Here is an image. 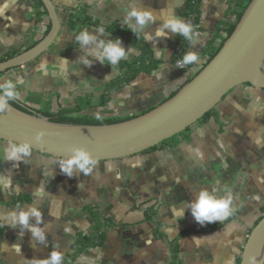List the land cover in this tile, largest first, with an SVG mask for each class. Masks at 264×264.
Masks as SVG:
<instances>
[{"label": "crops", "instance_id": "1", "mask_svg": "<svg viewBox=\"0 0 264 264\" xmlns=\"http://www.w3.org/2000/svg\"><path fill=\"white\" fill-rule=\"evenodd\" d=\"M52 1L57 9L59 31L51 47L28 65L6 71L0 81L23 78L24 85L17 89L22 102L31 97L39 108L52 112L84 103L83 112L95 117H135L170 98L203 66L206 56L202 49L217 28L234 22L229 14L231 0H200L196 30L202 43L194 49L200 62L184 69L176 66L179 59L173 60L179 35L169 34L168 38L148 42L141 33L159 64L153 71L141 72L125 85L112 88L107 101L100 104L108 84L122 73L120 63L114 70L110 64L99 61L86 66L79 60L82 53L75 35L85 30L94 33L111 24L130 30L124 18L129 5L140 0ZM185 2L141 0L143 7L157 14L165 9V15L175 13L182 19ZM81 6L87 8L99 26L67 27L68 12ZM37 11L32 0H0V56L13 49L23 51L46 34L48 16ZM159 26L158 22L148 31L155 37ZM106 33L110 39L117 38L109 31ZM120 39L130 49L127 61L140 54L138 47ZM158 49H165L164 54ZM190 50L193 46L188 44L181 56ZM60 58L70 63L66 71ZM214 109L207 119L177 135L174 142L99 161L90 176L81 173L69 177L58 164L63 158L35 150L27 164L21 162L17 166L3 157L10 142L0 140L1 264H40L52 250H59L63 264H67L65 259L78 236L93 233L89 210L97 212L111 226L105 231L103 244L81 252L76 264H169L170 240L179 235L180 264H239L249 230L262 215L264 206V89L240 84L226 93ZM201 189H216L221 196L230 194L235 214L221 224L196 222L187 204ZM29 206L43 212L41 227L48 235L47 246L35 242L30 231L21 235L19 228L6 226L10 213ZM149 208L155 211L160 223L161 237L156 236L155 225L147 218ZM12 245H19L21 254Z\"/></svg>", "mask_w": 264, "mask_h": 264}, {"label": "water", "instance_id": "2", "mask_svg": "<svg viewBox=\"0 0 264 264\" xmlns=\"http://www.w3.org/2000/svg\"><path fill=\"white\" fill-rule=\"evenodd\" d=\"M50 22L48 32L31 47L0 61V74L26 66L46 52L59 31L52 0H40ZM264 89V0H251L232 33L213 58L170 98L149 111L109 124L58 123L11 105L0 113V140L31 141L32 150L66 158L71 145L85 146L98 161L143 152L197 122L234 87ZM45 133L37 143L35 136ZM239 264H264V215L249 230Z\"/></svg>", "mask_w": 264, "mask_h": 264}, {"label": "clouds", "instance_id": "3", "mask_svg": "<svg viewBox=\"0 0 264 264\" xmlns=\"http://www.w3.org/2000/svg\"><path fill=\"white\" fill-rule=\"evenodd\" d=\"M158 22L160 26L156 29L154 37L148 29ZM124 23L128 25L129 29L138 38L143 33L148 42L153 41L155 38H168L169 34L179 35L187 40L193 46V50L183 54L182 60L176 64L177 67L184 69L186 66L200 62V57L194 49L196 45L202 43L201 34L191 21H186L175 13L165 15V9L157 14L151 8L143 7L140 0L138 4L129 5ZM108 34L103 27H100L94 33L85 30L75 35V42L80 46L79 49L82 53L79 58L80 62L91 67L95 61H99L101 64H110L114 70L121 60L128 59L130 49L125 48L119 37L110 39ZM158 50L161 55L164 54L165 49ZM89 56L93 59H88L87 57ZM46 63L47 61L44 62L45 65ZM60 63L64 66L63 70L65 71L67 70V65L70 64L66 58H60ZM41 67H44V65ZM47 74L45 71V75ZM24 83L23 78L19 77L15 80L5 79L0 81V113L11 111L10 101H19L21 99V93L17 89L18 86H23ZM44 135L45 133L43 132L38 133L35 136L36 142L41 143ZM32 148L33 143L31 141L10 142L4 149L3 157L6 161L15 162L17 166L21 162L27 164L28 158L32 156ZM68 151L71 154L58 161L61 171L67 176L73 177L81 173L84 176H90L94 169L98 167L99 161L85 146L74 144L69 147ZM187 207L190 208L196 222L201 225L216 222L221 224L235 214L231 195L221 196L216 189H201L194 194ZM179 211L182 213L180 217H183V209ZM51 214L50 211L49 215ZM6 220V226L19 228L21 235H23L25 230L30 231L35 242L45 246L48 245L47 232L41 227L44 224L43 212L38 207L29 206L26 209H17V211L10 213ZM32 221H35V223ZM65 231L67 232L69 229H65ZM195 238L193 237V239ZM35 246L34 243L33 247ZM5 247H9V245L5 243ZM11 248L21 254L19 245H12ZM63 259V255L59 250H52L47 258L41 259L40 264H63Z\"/></svg>", "mask_w": 264, "mask_h": 264}, {"label": "trees", "instance_id": "4", "mask_svg": "<svg viewBox=\"0 0 264 264\" xmlns=\"http://www.w3.org/2000/svg\"><path fill=\"white\" fill-rule=\"evenodd\" d=\"M251 0H231L229 4V14L234 17V22L232 24H221L217 30L216 34L212 37V39L203 47L202 54L206 56V61L203 66L194 74V76L213 58V56L218 52L224 41L228 38V36L232 33L236 23L239 21L240 17L243 14V11L247 7ZM34 6L37 8V13L39 15H47V12L40 0H32ZM199 5L200 0H186L184 9L182 11V16L186 21H191L194 26L199 22ZM66 25L69 29H75L78 26H99V23L96 20H93L91 16L87 13V8L85 6H81L67 14ZM106 31L113 33L116 37L126 39L127 41L134 44L139 48L140 54L134 57L131 60L121 61L120 69L122 71L121 75L112 80L107 88L106 93L102 94L100 97V104H103L108 99V94L110 90L114 87L122 86L131 81L136 77L137 74L141 72L149 73L156 69L159 64V60L153 57L152 50L150 46L146 43V41L139 35V38L136 34L132 33L130 30L125 28L124 26H119L117 24H111L107 26H101ZM196 27V26H195ZM50 28V24H48V28L46 33ZM189 42L185 40L183 37H178L175 42V52L173 53V60L180 59L182 60V53L185 48L188 46ZM32 46V45H31ZM29 46V47H31ZM28 47V48H29ZM20 49H13L5 54L0 56V61H3L7 58L13 57L20 53ZM8 71V70H7ZM5 72L1 73L4 74ZM190 80V79H189ZM188 80V81H189ZM187 81V82H188ZM249 85L248 83H246ZM19 91V90H18ZM20 92V91H19ZM10 104L17 109H20L24 112L31 113L36 112L41 116L48 117L53 122L58 123H76V124H109L116 123L120 121L127 120L131 117L120 118L116 116H108V117H95L89 114L84 113V109L86 104L80 105L73 109L60 108L56 112H52L48 109H41L37 106V102L35 99L31 97H27L23 102L22 101H10ZM215 112V109L212 108L210 111L205 113L202 118L198 121L207 119L211 114ZM188 127L180 132L177 135H182L187 131ZM177 135H174L160 144L155 145L148 150L154 149L157 146L166 145L168 143L174 142L177 138ZM147 151V150H145ZM93 219V233L91 235L81 234L78 236L76 243L74 245L73 251L67 255L65 262L67 264H76L77 256L83 252L84 250L100 246L104 242L105 231L108 227L111 226V223L101 218V216L93 211L89 210ZM262 215L259 219L264 215V206L261 208ZM147 218L151 219L155 225V232L157 237H161V234L158 232L160 228V223L155 217V211L152 208L147 210ZM256 221V223L259 221ZM255 223V224H256ZM179 238L170 240L171 247V256L169 264H180L179 259ZM240 262V258L238 260ZM1 264V262H0Z\"/></svg>", "mask_w": 264, "mask_h": 264}, {"label": "built area", "instance_id": "5", "mask_svg": "<svg viewBox=\"0 0 264 264\" xmlns=\"http://www.w3.org/2000/svg\"><path fill=\"white\" fill-rule=\"evenodd\" d=\"M195 26H196V29H197L198 25H195ZM179 61H180V59L177 60V61L175 62V64H177ZM178 68H179V67H178Z\"/></svg>", "mask_w": 264, "mask_h": 264}]
</instances>
